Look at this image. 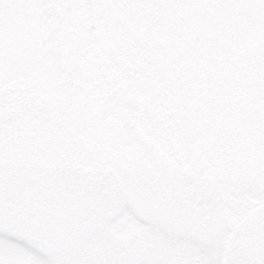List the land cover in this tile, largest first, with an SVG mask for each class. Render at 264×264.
Masks as SVG:
<instances>
[{"label": "flooded vegetation", "instance_id": "1", "mask_svg": "<svg viewBox=\"0 0 264 264\" xmlns=\"http://www.w3.org/2000/svg\"><path fill=\"white\" fill-rule=\"evenodd\" d=\"M213 14L200 0H0V149L11 135L40 150L91 149L76 127L104 135L93 171L124 189L133 212L150 206V264H203V245L229 241L233 264H264V162H254L251 129L237 143L244 128L228 125L233 68L229 91L216 53L193 41ZM165 21L184 29L169 33ZM251 108L246 117H264V104ZM109 158L139 181L135 191ZM41 180L34 194L21 180L19 198L37 199Z\"/></svg>", "mask_w": 264, "mask_h": 264}, {"label": "rangeland", "instance_id": "2", "mask_svg": "<svg viewBox=\"0 0 264 264\" xmlns=\"http://www.w3.org/2000/svg\"><path fill=\"white\" fill-rule=\"evenodd\" d=\"M200 2L215 18L204 20L203 31L193 41L207 53H216L219 73H223L221 84L223 88L228 85L229 91L233 89L236 100V120L231 116L228 125L244 128L234 133L233 140L242 143L251 129L254 162L262 164L264 117L249 116L248 121L246 115L254 112L247 109L249 104L262 107L264 102V0ZM176 25L165 21L161 27L169 33L184 29L180 23ZM228 67L233 68L231 80ZM228 80L233 82L232 89ZM239 85L244 87L237 91ZM220 116L218 122L225 126L226 117ZM76 130L87 134L91 149L77 141L73 147L53 144L51 150H40L31 148L34 139H27L26 148H17L18 137L13 135L10 148L0 149V264H150V206L137 207L133 212L124 189L109 178L105 180L102 172L94 173V159L99 157L93 152L103 149L100 143L104 135L81 127ZM85 160H89L87 165ZM105 163L117 167L129 191H135L131 187L139 181L131 178L122 163L116 166L110 158ZM38 177L42 179V193L37 199L19 198L21 180H26L27 189L34 194ZM6 179L10 180L9 193H5ZM143 186L137 190L148 191L150 179ZM230 248V241L203 245V264H233L228 257ZM189 259L186 264L196 263L194 256Z\"/></svg>", "mask_w": 264, "mask_h": 264}, {"label": "water", "instance_id": "3", "mask_svg": "<svg viewBox=\"0 0 264 264\" xmlns=\"http://www.w3.org/2000/svg\"><path fill=\"white\" fill-rule=\"evenodd\" d=\"M53 18H54V15L52 16ZM157 157L158 158V161H159V163L162 165V166H164V167H166V168H168V169H174L173 167H172V165H171V163L167 160V159H165L160 153H155L154 155H153V157ZM214 205H216V204H214Z\"/></svg>", "mask_w": 264, "mask_h": 264}]
</instances>
